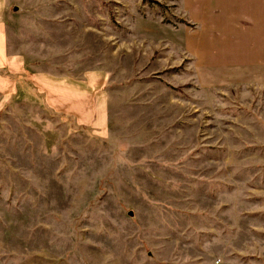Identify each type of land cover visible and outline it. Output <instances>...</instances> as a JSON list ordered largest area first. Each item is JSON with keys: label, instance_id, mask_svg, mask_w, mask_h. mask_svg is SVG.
<instances>
[{"label": "rangeland", "instance_id": "374dc122", "mask_svg": "<svg viewBox=\"0 0 264 264\" xmlns=\"http://www.w3.org/2000/svg\"><path fill=\"white\" fill-rule=\"evenodd\" d=\"M39 1L0 62V264H264V0Z\"/></svg>", "mask_w": 264, "mask_h": 264}, {"label": "crops", "instance_id": "0c3cea01", "mask_svg": "<svg viewBox=\"0 0 264 264\" xmlns=\"http://www.w3.org/2000/svg\"><path fill=\"white\" fill-rule=\"evenodd\" d=\"M232 0H220V2H231ZM27 0H0V62L1 56L5 53V39L8 36V30L11 28V24L14 21H18V14H15V10L18 7L27 6ZM41 0L39 1L40 6Z\"/></svg>", "mask_w": 264, "mask_h": 264}]
</instances>
